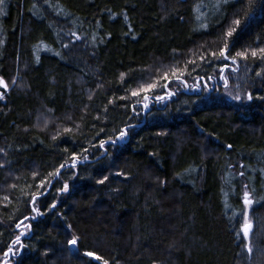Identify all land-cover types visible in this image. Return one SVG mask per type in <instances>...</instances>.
Segmentation results:
<instances>
[{
  "label": "trees",
  "instance_id": "1",
  "mask_svg": "<svg viewBox=\"0 0 264 264\" xmlns=\"http://www.w3.org/2000/svg\"><path fill=\"white\" fill-rule=\"evenodd\" d=\"M262 48L264 0H0V264H264Z\"/></svg>",
  "mask_w": 264,
  "mask_h": 264
},
{
  "label": "snow or ice",
  "instance_id": "2",
  "mask_svg": "<svg viewBox=\"0 0 264 264\" xmlns=\"http://www.w3.org/2000/svg\"><path fill=\"white\" fill-rule=\"evenodd\" d=\"M125 19L127 20V17H126V16H125ZM234 23L237 24V25H239L240 21H239V20H236V21H234ZM227 35H228V36H231V35H232V32L229 31V32L227 33ZM227 52H228V45L225 44L224 47H223V48L220 50V52H219V57H223V58L227 59V58H228V54H227ZM212 55L215 57L217 54H216V53H212ZM251 55H252L253 57H256V56L258 55V53H257L256 51H252ZM259 55H260L261 59H264V48H262V49L259 50ZM236 56H238V57H243V58L247 59L248 54H247L246 52H238V53H236ZM233 59H235V58H233ZM193 63H194V62H193ZM182 75H183V73H180V74L178 75V74H176V72H173V76H174L175 79H177V80L181 79V76H182ZM164 79L167 80V75L164 76ZM12 83H15V81H12ZM157 86H158V85L155 84V83H149V84H147L146 87H142V88L139 89V90L133 91V92H132V95H133V96H139V95L141 94V92H147V91H149V90H151V89H155ZM0 87H2V88H4V89H7V88L9 87L8 83L5 82V81L3 80L2 77H0ZM163 87H167V85L165 84V85H163ZM171 95H174V93L169 92V96H171ZM145 98H146V97H145ZM234 98H235V99H240L239 96H236V97H234ZM247 98H248V100H251V99H252V95H251V93H249V94L247 95ZM3 99H4V94H3V92H0V100H3ZM157 99H163V97H159V96H158ZM145 107H147V105H145ZM66 131H70V130H66ZM126 135H127V130H123V131L120 132V138H123V137L126 136ZM101 147H103V143L101 144ZM229 147H231V145H229ZM77 159H78V157L73 156V160H74V161L77 160ZM74 166H75V163L73 164V167H74ZM60 167L63 168L64 165L62 164ZM49 175H50V176H53V177L58 176V175H59V170H57L56 172L51 173V174H49ZM241 175H243V173H241ZM105 179H107V177H105ZM45 183H46L45 181H42L40 187H44V186H45ZM99 183H104V180L99 181ZM67 189H68V185L65 184V185L63 186L62 191H67ZM5 199H7V197H5ZM34 200H35V198H34ZM243 202H244V204L247 205V206H251V205L253 204V200L250 198V194H249V192H247V191L244 192V195H243ZM53 207H55V205H53ZM34 210L37 211V212H39L38 209H34ZM22 223H23V222L17 224L16 227H17V228L21 227V224H22ZM27 227H30V225H28ZM69 227H70V226H69ZM252 228H253V224H252V222L248 219L247 214H245L244 222H243V224L241 225V230H242V232H243V235H244L245 237H249V235H250V233H251V231H252ZM238 234H239V233H238ZM22 235H23V233H22ZM20 242H21V241H20V236H17L16 239H15V241H13L14 244H20ZM68 243H69L70 245H77V243H78V238H77V237H73L71 240H69ZM246 247H247V250H248L249 252L252 251V248H251L250 244H249V245H246ZM8 252H9V253L13 252V249H12V248H9V249H8ZM13 254H14V253H13ZM5 255H8V253H5ZM84 255H85V256H88V257H93V258L96 259V260H103L102 257L96 255L94 252H91V251H89V252H85ZM5 264H7V262H5ZM103 264H109V261H107V260H103Z\"/></svg>",
  "mask_w": 264,
  "mask_h": 264
},
{
  "label": "rangeland",
  "instance_id": "3",
  "mask_svg": "<svg viewBox=\"0 0 264 264\" xmlns=\"http://www.w3.org/2000/svg\"><path fill=\"white\" fill-rule=\"evenodd\" d=\"M9 87L5 90H8ZM212 89H213V93L215 95L217 94H221L223 93L224 95H226V97H228L230 100H236V101H243L245 97L244 96V93L240 90L239 86L236 85V83L232 84V83H229V82H224L222 81L219 85H213L212 86ZM236 96H239L240 99H235L234 97ZM247 100V98H246ZM158 119H162V117L160 116H155L154 114H150L148 116V119L149 121L153 122L155 120H158ZM33 190H34V185L32 183H26V184H23V186L20 188L19 190V197L22 199L24 198L25 196H28V195H32L33 194ZM251 198V197H250ZM250 211H251V206H247L246 205V214L248 216V219L252 222L253 224V228H252V231L249 235V237H245V239L249 240L250 239V236L254 230V223L253 221L251 220L250 218ZM254 261V260H253Z\"/></svg>",
  "mask_w": 264,
  "mask_h": 264
},
{
  "label": "water",
  "instance_id": "4",
  "mask_svg": "<svg viewBox=\"0 0 264 264\" xmlns=\"http://www.w3.org/2000/svg\"><path fill=\"white\" fill-rule=\"evenodd\" d=\"M182 1H185V0H182Z\"/></svg>",
  "mask_w": 264,
  "mask_h": 264
}]
</instances>
